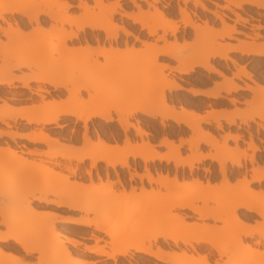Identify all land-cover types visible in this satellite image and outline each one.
I'll return each instance as SVG.
<instances>
[{
	"label": "bare ground",
	"instance_id": "1",
	"mask_svg": "<svg viewBox=\"0 0 264 264\" xmlns=\"http://www.w3.org/2000/svg\"><path fill=\"white\" fill-rule=\"evenodd\" d=\"M20 0H0V21L5 22L4 17L6 15H18L26 19L29 23L33 22L36 28L39 29V17L45 16L51 21L58 20L61 24H66L69 27L74 28V32H68L66 30H59L50 32L44 35L37 34H22L19 24L16 20H13L14 28L11 25H7V29H1L2 36L8 38L11 42L10 45H4L0 41V86L11 88L13 84H20V87L29 89L28 83L34 82L38 84H45L49 86L52 92H65V98L41 101L37 105H31L27 107H20L18 109L12 108L4 100H1L0 104V123L4 124L8 128V131L0 130V139L6 137L10 141L24 140L30 144L44 145L48 147L45 151L32 152L29 154L40 156L43 160L38 162H27L22 158V150H16L15 145L4 142L0 144V156H4L0 160V175L9 174L19 180H25L26 187L21 194L15 198V203L22 205V209H14L23 215H30L34 213L35 209L46 208L66 210L71 213H81L87 216L94 213L98 209H103L106 206H113L116 209H121V201L126 200H140V206L137 209H155V211H149L146 215V219H142L143 223H153L160 225H169L165 227H158L152 231L150 240L146 243L143 241L122 243L117 237H113L111 232L106 228L104 222L99 220H90L87 218H69L66 220H57L56 223L65 225L67 227H77L81 229L91 228L93 231L91 237L94 241L93 246H88L82 242L68 237L62 232H55L53 224L51 223L52 215H46V224L42 227V232L45 237L54 236L55 238H61L55 243L54 248L50 253V257L41 264H95L104 261H111L112 264H117L118 258L130 257L132 253L140 255L143 260V264H248V257H236L228 249L221 248L208 238H202L206 235L196 233L192 235L190 239L185 238L184 232H188V228L174 229V225L180 224L184 221V218L195 216L198 220H211L212 222L224 223V229L219 233L222 236H226L234 239L236 247L243 246V238L251 239L257 237L264 242V190L260 188V185L264 184V167L255 164L254 155L259 151V148L254 145L249 138L248 150L251 151L249 156H246L244 151H241L236 143L240 141L238 135L222 136V145L217 146V140L214 136L207 132L200 130V125L213 124L214 128L221 130L222 121L228 126H247L249 123H253L264 132V126L256 122L257 119L264 122V88L258 83L251 80L249 73H246L244 69L236 64L233 58L229 57V54H239L248 57H263L264 56V44H256L253 41L239 42L235 46H229L228 44L214 43L213 39H232V37L238 33L234 26L227 25L222 15H218L215 12H210L204 5L195 0H183L184 3L193 1L194 5H198L201 10L209 12L213 17L221 24L219 32H214L204 22L203 29L205 32H201L199 36L200 40L207 36L210 39L209 50L207 52L200 51L201 53H195L191 55H184L180 52H173L169 48L170 46L165 43V34L170 33L172 36L177 31V26H168L164 21L158 23L155 26H151L148 23L142 21L143 18H139L132 13H126L120 6L121 0H115L112 4H104V0H91L95 5L100 7L103 11L107 10V17L102 21H92L86 17L68 18L65 14L57 16V13L50 11V5H46L48 0H31L27 3L21 4ZM58 3L60 0H53ZM63 2L58 5L59 9L65 11L71 8V3L68 0H62ZM136 1L145 0H130V3L136 6ZM228 4L233 5L235 8L240 9L242 5H252L256 8H264V2L254 0H223ZM154 3L158 0H153ZM151 7H153L151 5ZM78 9H87V4L84 1H78ZM224 10H229L228 6L223 7ZM181 21L183 26L192 29L197 32L198 26L195 25L185 13L181 10ZM114 15H118L120 18L129 20L131 25L138 26L140 31H144L148 38L156 36V30L162 31V35L156 37L154 42L145 44L139 39L138 35L129 32L126 27V23L120 22V25L113 23L112 18ZM236 20L234 24L239 22L245 23L236 14ZM7 23V22H6ZM85 30L99 31L103 33L104 39L107 43L108 49H105L103 42L95 37L90 42L86 37L79 38L77 33H82ZM117 31H121L125 38H131L133 42L139 43L138 49H133L132 46L127 47L124 44V49L118 48L119 35ZM200 31V30H199ZM209 33L211 37L209 38ZM203 34H205L203 36ZM203 36V37H202ZM213 36V37H212ZM29 38V39H28ZM31 38V39H30ZM34 38V39H33ZM202 38V39H201ZM206 38V37H205ZM26 40L24 44H20L18 41ZM206 40V39H203ZM54 41V42H52ZM161 41L162 45H157ZM69 44H77L76 47H69ZM95 44V47L91 45ZM208 48V47H207ZM140 52L144 53L140 56L142 64L146 67H153L158 57H165L173 60L176 65L173 68H168L170 71L175 72L178 75L186 76L194 72L195 68H199L202 71L218 75L224 79L222 85L216 86L211 92H201L193 89L183 88L177 81H165L161 83L157 88V100L161 102V108L158 110H143L136 109L129 113H121L115 106H106L103 102L106 97L117 96V90L111 87L112 94L106 96V91H103L102 84L98 83L93 86L89 83V76L86 77L78 72L75 75V71L85 62L88 55H94L101 59H108L111 57H118L119 55L127 52ZM53 54H57L58 65L57 68L60 73L56 77L47 75L46 72L39 74H22L20 76H14L12 71L17 72L22 69L29 70L34 67L36 63L43 57L45 60L51 59ZM209 59H217L224 63L228 62L233 67H236V72L232 75L234 79H240L241 76L246 77L252 81V86L246 85L244 88L232 83V80H227L223 75L216 71V69L208 62ZM120 61V60H119ZM118 63V62H117ZM166 67V66H165ZM102 69L103 67H98ZM234 76V77H233ZM230 78V79H232ZM226 79V80H225ZM119 81V77L112 79L109 85H115V82ZM118 90L128 91L126 82L121 81L116 85ZM89 89H92L94 94H89ZM185 91L191 96L203 95L211 99H225L229 103L234 104V99H227L221 95L235 93L237 91H248L254 94V97L248 102V105L256 106L248 112L235 109L232 112H224L218 114L216 111L211 110L206 112L205 115L200 116L191 111H188L183 106H178V110L173 105L165 104V93L175 91ZM116 91V92H115ZM40 93H47V90L42 88H36L35 96L41 97ZM86 95L88 99L82 101L81 97ZM119 95V94H118ZM105 98V99H104ZM51 109L49 113L35 114L26 113V110H40ZM109 109L117 113L114 121L117 123L119 129L124 134L123 145L119 146L106 144L98 134L96 135V141H92L87 134V123L91 120H100L103 123H109L112 121V117L109 114ZM136 113L155 119L159 118L158 124L160 127H164L165 121H170L175 125H181L186 128L192 136L188 141L179 139L177 144L174 141L163 137L157 145L150 144L148 141H141V143H132L126 136V132L131 129L139 138L147 137V133L144 132L138 125V121L135 124L128 123V119L133 117ZM246 113V114H244ZM66 118L73 119L70 123H81L82 128V142L80 146L65 145L59 142L53 135L55 130L60 132L67 126L64 122ZM23 122L24 126H28L30 132L23 134L10 131L11 126L5 121ZM238 121V123H236ZM32 126H34L32 128ZM72 133V130H71ZM230 140L234 143V147H230V150L225 145ZM186 142L188 144L189 156L182 158L180 156V147ZM202 143L211 148L213 154H203L198 150V144ZM17 148V147H16ZM156 148L165 149V153H160ZM227 150L232 152V156L229 160L225 161L224 156ZM11 159H15L17 162L9 164ZM61 159L63 162L57 161ZM133 161L139 160L143 164V173H137L134 168L130 167L127 160ZM241 159L247 161L250 165L249 174L247 176L246 171L243 172L237 184L234 187L228 186L226 163L234 169H241ZM75 161L77 164L83 161L89 162V169L82 168L83 175L86 176L88 185L81 182V177L78 176L80 168L75 165L74 167L65 166V163L70 164L71 161ZM207 160L215 163L217 171L221 179L218 186L211 183L209 180L201 181L200 179L193 178L190 182H182L178 180L176 175L169 176L167 173L160 171H154L152 173L147 164H172L174 170L187 169L191 174L195 169V165ZM243 161V162H244ZM18 162L22 166H18ZM101 163L105 168L115 171L116 168L126 170L128 172V181L137 180L140 184L139 195H134V187H130V193L126 194L120 180L116 176V183L121 187L119 193H115L111 190L113 183H108V192L103 193L95 197L94 199L85 200L83 198V192L85 189L92 188V175L90 170L95 169L96 164ZM255 165V167H254ZM57 170V171H55ZM203 172H208L204 169ZM66 173V174H64ZM51 177L57 181L67 184L75 193H60L53 194L48 198L50 190L48 187L33 192L35 186L39 182V177ZM69 177H73L76 180L69 183ZM96 179L100 182V177L95 173ZM148 186L154 185L157 188L166 190L165 192H153L144 191L142 182ZM101 186V184L99 183ZM252 185H257L259 188L256 191L251 188ZM87 186V188H85ZM208 202H214L215 208H208ZM197 203H202V206H197ZM11 209H5L0 207V218L4 219ZM186 210L189 213H182ZM241 211V214L238 213ZM116 214L113 212L110 216ZM255 215L257 218H252ZM134 214H128L124 217V223H128L132 220ZM253 221L255 227L252 228L246 221ZM4 225L7 229H11L14 225L12 221L6 220ZM193 228L202 232V229L208 228L205 226L192 225ZM169 227V228H168ZM211 229V228H209ZM208 233V231H206ZM96 233H99L97 236ZM101 235L109 237V251L104 250V246L98 245L99 241H102ZM212 236V234H207ZM85 238H81L83 240ZM105 243V241H102ZM169 242L172 245L168 244ZM179 244L183 245V248L179 247ZM260 244V241H256L255 245ZM195 245H202L204 250H211L215 253L218 259L210 261L207 256L196 259L192 253H197ZM82 246V252L94 255L101 258L100 260L93 262H85L76 258L75 252ZM152 246L154 249H152ZM189 251H188V249ZM244 248L248 255V245L244 244ZM177 250V251H175ZM23 253L26 257H30L32 254H36L40 258L41 256L48 254V246L34 247L27 242L21 240L17 234H0V255L6 252ZM8 255H12L8 253ZM18 261V260H17ZM20 262V261H19ZM256 264H264V254H261V261Z\"/></svg>",
	"mask_w": 264,
	"mask_h": 264
},
{
	"label": "rangeland",
	"instance_id": "2",
	"mask_svg": "<svg viewBox=\"0 0 264 264\" xmlns=\"http://www.w3.org/2000/svg\"><path fill=\"white\" fill-rule=\"evenodd\" d=\"M4 1H8V0H4ZM28 1L31 0H20L19 3L24 4L27 3ZM86 2L87 4V9H79V13L78 15L74 14L71 12V10H63V9H59V6L63 1L60 0V2L56 3L53 0H48L46 2V5H50V11L57 13V16L60 17V15L65 14L68 18H78V17H86L89 20L92 21H102L107 17V10L103 11L100 7H98L97 5L94 4V2L91 4L89 2H87L86 0H81ZM153 1V0H152ZM219 1L222 0H217L215 1V3H210L211 6H214V8L216 10H214L213 12H215L216 14H219V12L217 10L222 9L221 5L218 3ZM257 1V0H255ZM258 1H262V0H258ZM138 2V1H136ZM120 6L122 8V10L124 12L127 13L126 10L123 9V6L121 5V1L119 2ZM144 4H146V6L148 8L151 7V4L149 2H147V0H145L144 2H142ZM154 3V2H153ZM112 4V3H110ZM109 4V5H110ZM108 5V4H107ZM231 5V4H230ZM136 6L139 7V9H137L136 7H134L137 11L136 15L139 18H143L142 21L144 23H148L151 26H155L158 23H162V22H166L168 26H176L175 23H171L168 22L164 16L158 12V10L153 6L151 8H153L154 12L150 13L149 10L144 11L142 5L137 4ZM233 6V5H231ZM207 9H209L208 7H206ZM133 14V13H132ZM234 16H236V13L233 12ZM8 15H6L4 17V19L6 20L5 22L0 21V28L6 30L8 27L6 24L9 23V25H12V21H8L7 19ZM190 17V16H188ZM118 18V20H116ZM236 18V17H235ZM242 18V17H241ZM195 25L198 26V29L201 28L204 24V22L207 24V27L211 28L212 30H215L214 32H219L220 28L217 27V23L215 21H211L209 20V18H205L202 21H193L191 18H189ZM246 20V19H245ZM113 23L118 24V26L120 25V17L119 16H113L112 18ZM7 22V23H6ZM53 22V26L50 28L49 31H46L44 28L40 27L39 29L35 28L33 33L31 35H37V34H47L50 32H54V31H59V30H67L68 32H72V30H74L73 27H69L66 24H61L58 20L56 21H52ZM179 23H182V21L180 20ZM248 21L246 20L247 24ZM126 27L128 28L127 30L129 32L132 33V31H130V27L128 25H126ZM12 28V27H11ZM234 28L236 29V27L234 26ZM260 28V27H258ZM13 29V28H12ZM203 29V27H202ZM200 30V31H199ZM197 30V32L195 33V38L192 40V42L190 43H186L185 40H188L187 37H183V38H179V37H173V38H166L165 37V43L168 44L170 47L166 48V49H170L173 52H180L184 55H191V54H195V53H201L200 51L207 52L209 50V46L210 45V39L207 38V36L205 34H203V36L205 35V37H203V39L206 40H200L199 36L202 35L203 31L201 29ZM238 31L237 34H235L232 39H219L218 36H214L217 37L215 39H213L214 43H220V45L222 44H228L225 41H236L237 43L241 42L240 39H238L237 37H244L246 38L248 41H250L249 39H251L250 37H253L251 39V41H253L254 43H259V41L263 40L264 41V37L262 35H260L258 32L253 33V35H249L246 34L244 32L239 31L238 29H236ZM159 31V29L156 30V34ZM202 32V33H201ZM118 35H119V39H118V48L120 49L121 46L124 47V44L126 43L127 47L132 46L133 49H138L139 46H141L139 43H135L133 42V40L131 38H120V35L123 36V33L121 31H117ZM144 32H140V33H134L136 35H138L139 39L142 40L145 44H149L151 42H154L155 38H148V37H144L142 34ZM3 34V32L0 30V41L2 44L4 45H10L12 41H10L8 38L5 37H1V35ZM23 34V33H22ZM209 38L211 37L210 33H209ZM213 37V36H212ZM79 38H81V36H79ZM95 38V37H94ZM93 38V39H94ZM97 38L100 40V42H103L105 46H107V43L105 41V39L103 37H98ZM249 38V39H248ZM29 39V38H28ZM31 39V38H30ZM34 39V38H33ZM25 39L18 41L20 44H24L25 43ZM180 41H182V43L180 44ZM54 42V41H52ZM157 43V45H162L161 41L155 42ZM77 44H69V47H76ZM92 47H95V44L91 45ZM208 47V48H207ZM106 49V48H105ZM124 49V48H123ZM208 49V50H205ZM143 51L140 52H127V53H123L121 55H119L118 57H111L108 58L106 60L101 59L99 57H96L94 55H88L87 59L85 62H82V65L79 66V68L77 69V71H75V75H78L80 72L81 75H84L86 77L89 76V83L93 86L97 85L98 83L102 84L103 87V91H106V96L109 94L113 93V90H110L111 87L115 90H117V96L114 97V95L111 97H106V99L104 100V104L106 106H115L117 107V110L121 113H129L131 111H134L136 109H143V110H158L161 108V102L157 100V88L158 86L163 83V79L165 81H172L175 80L178 82V80L176 79V77L174 76L173 71H170L168 68H173L176 63L168 58L165 57H158L153 65V67L149 68L146 67L147 65L142 64L140 61V56L143 54ZM203 55V54H202ZM229 57L233 58V60H235L236 64H238V66L244 69V71L246 73H249L251 80H254L256 83H258L259 85L264 84V57H248V59H242L237 57L234 54H229ZM58 58L59 56L57 54H53L51 56V59L45 60V58L43 57L41 60H39L36 65L32 68H30L29 70L27 69H22L20 71L14 72L12 71L11 74L14 76H20L22 74H26L23 72H28L29 73H33V74H39V73H43L45 71H47L49 69V71L46 72L47 75H50L52 77H56L59 75L60 70L57 68L58 65ZM120 60V61H119ZM102 61V62H101ZM118 62V63H117ZM215 69L216 71H219L224 78H226L227 80H232V83L239 86L241 88L240 85H238L237 83H241L242 79H246V77L241 76L240 79H233L231 74V71L229 69V67L227 65L222 66L221 64L215 62H212V59H209L208 61ZM231 65V64H230ZM103 67L102 69H99L98 67ZM166 66V67H165ZM232 66V65H231ZM168 67V68H167ZM233 67V66H232ZM234 68V67H233ZM236 72V71H235ZM230 76V77H228ZM115 77H119V81L115 82V85H109L112 81L113 78ZM186 79L189 80H205V81H210V80H214L216 81L217 78H221L218 75H213L211 78L207 77L204 73V71L202 70H198L195 71L191 74H189V76H183ZM234 77V76H233ZM232 78V79H230ZM223 80L222 84L225 83L224 79L221 78ZM225 79V80H226ZM248 80V79H246ZM124 81L126 82L127 86H128V91H124V90H118L116 85L121 82ZM249 83L252 84V81L248 80ZM246 86V84H244V87ZM28 90L25 88H20V84H13L11 88H6V87H2L0 86V99L4 100L8 105H10L12 108L18 109L22 106L27 107V106H31V105H37L39 104L38 102L35 101L34 97L35 95L33 93H35L36 88H44L47 90V93H40V95L46 94L49 95V97L52 100H58V99H63L65 98V92H62V94H60L59 92H50L51 88L45 84H38V83H34V82H29L28 83ZM263 88V87H262ZM116 92V91H115ZM237 92L235 93H230V94H224L225 97L227 99H234L235 103L231 105V103H229L228 101H226L225 99H220L219 102L217 103H206L203 101H195V100H189L181 95L178 94H173L170 96H166L165 97V104L166 105H173L174 108L176 109L178 106H189V105H194L196 108H202V107H206L207 109H209V111L211 110H215L219 109V108H223L224 110L221 111L222 112H232V111H228L226 110L227 108H229L230 106H232L235 109L236 105H241L240 102H242L245 106L246 109L245 110H240L243 112H248V110H252L254 109V107H256L255 105H248V102L251 100L252 97H254V94L248 92L251 94V98L250 99H246V97L240 98L238 97V95H236ZM89 94L93 95L94 92L92 89H89ZM114 94V93H113ZM119 94V95H118ZM223 94V93H221ZM39 97V96H38ZM6 98H12V99H26L27 100H23V101H19V102H15L13 100H7ZM88 99V97L84 94L81 97V100L84 101ZM43 101V100H42ZM45 102V101H44ZM1 104V101H0ZM51 112V109H40V110H26V113H35V114H42V113H49ZM219 113V112H218ZM244 113V114H246ZM109 114L112 117V121L109 123H103L100 120H91L90 122L87 123V134L90 137V139L92 141H96V135L98 134L99 137L108 145H114V143L118 144L119 146L123 145V140H124V134L121 132V130L119 129L117 123L114 121V119L117 116V113L111 109H109ZM137 114V113H136ZM136 114L128 119V123L130 124H135V121H138V125L139 127L146 132L148 135L147 137H142L139 138L131 129H129L126 132V136L128 137V139L132 142V143H141V141H148L150 144H158L157 140L158 139H162L164 136L173 140L174 144H177L178 142L175 143L176 139H181L184 141H188L190 139V137L192 136V134L183 126L181 125H175L170 121H165L164 122V127H160L158 124L159 118H155V119H151L145 116H136ZM256 122L258 121L259 124L264 126V122H261L257 119H254ZM73 119L71 118H66L65 119V123L67 124V126L63 129L62 132H60L59 130H55V134L53 135L54 138H57L59 140L60 143L65 144V145H75V146H80L81 142H82V128H81V123L80 122H76V123H70L72 122ZM6 123H8L11 128L10 131L12 132H17V133H23L26 134L28 132H30L31 127L29 128L28 126H23V122L21 121H16V122H12V121H5ZM221 123V130L220 129H215L213 128L212 125H200V130L202 132H207L209 134H211L212 136L215 137V139L217 140V146L222 145L223 143H221L223 140L221 139L222 136L224 137L226 134L227 135H238L240 138V141H238L236 143V146H238V148L241 151H244L246 156H249L251 154V151L248 150V143H250V140H248V131L251 132V134L249 135V138H251V141L254 143V145H256L259 149H260V143L258 144L256 141H254L253 139V135L257 136L258 138H260L261 141H263L262 135L260 134V128L258 127V125L256 126L253 123H249L248 126L246 127V133L245 131L241 130L240 128L237 129L236 127H228V129L224 127V123L222 121H220ZM228 126V125H227ZM34 126H32L33 128ZM253 128H255V132L253 133ZM0 130H4V131H8V128L5 127L4 124L0 123ZM72 130V133H71ZM225 131V133H224ZM189 132V135H188ZM234 134V135H233ZM247 140V141H246ZM4 142H7L9 144H11L12 146H14V144H17L19 146V148L15 147L16 150H22L23 152H25L24 154H22V158L25 159L27 162H38V160H43L42 157L40 156H35V155H31L28 153V151H32V152H43L45 151L48 147L44 146V145H34V144H30L24 140H15L13 143L12 141H10L9 139H7L6 137H2L0 139V144L3 145ZM227 143L225 145H227V148L230 150V147H234V143H232L230 140L226 141ZM20 145H24L25 148H22V146ZM232 147V148H233ZM157 151L162 150V148H156ZM198 150L199 152L203 153V154H213L214 151L207 147L206 145L199 143L198 144ZM227 150L226 155L224 156V160L227 161L230 158L235 156H232V152ZM256 154V153H255ZM191 155L190 151L188 150V144L186 142H184L182 144V146L180 147V156L182 158H185L187 156ZM6 155H2L0 156V160ZM232 156V157H231ZM256 156L254 155V158ZM57 161L59 162H63L61 159H57ZM131 161L133 162V160L128 159L127 162L130 165V167H133V165H131ZM241 163H245L246 164V168L247 170L250 169V166L248 165L247 161H244L243 159L240 160ZM244 161V162H243ZM17 162L15 159H11V162L9 164L15 163ZM245 164H243L242 166H244ZM65 166H71L74 167L75 165H77L80 168V172L78 173V176L81 177V182L85 185H88V181L86 179V176L83 175V171L82 168H86L89 169V162L88 161H83L82 163L77 164L75 161H71L70 164L65 163ZM18 166H22L21 163L18 162ZM101 166H104L101 163H97L95 169H91V175H92V183L93 186L92 188H87V186L83 192V198L85 200H89V199H94L95 197H97L100 194L106 193L108 192L107 189V185L108 183H113L114 185L112 186L111 190H113L115 193H119L121 191V187L116 183V176L113 174L116 173L118 179L120 180L126 194L130 193V187H134V195H139L141 194L140 192V187L141 184L135 183L134 181L131 182H126L125 179H120L121 177H123V175H125V172H123V170L120 169V171L118 170L119 168H116L115 171H109L110 169L105 168L104 170L102 169ZM195 167L197 168H202L207 169L208 172H200L199 170H197L196 172H198V174H200L197 178L200 179L202 182L205 181V179L209 180L211 183L215 184L216 186L219 185L221 178H219V176H217L218 171H217V166L215 163L209 164V161H203L199 164H196ZM147 168L151 171H160L162 173H167L169 176L172 175H176L179 181H183V182H190L191 179L196 178L194 173L192 172L190 174L189 177H185V171L184 170L181 174L180 170H174L171 171L170 166H166L164 167L163 164L159 165V164H154L153 166H150L149 164H147ZM134 170L140 174L141 170L139 169V167L136 165L134 166ZM57 171V170H55ZM238 172H242V168L238 170ZM235 170H232V167L229 165V163H226V174H227V180H228V186L229 187H234L237 184V181L240 179L241 175L243 173H238ZM97 173L100 177V182L96 179V177L94 176V174ZM247 176L249 174L248 171H246ZM66 174V173H64ZM204 175V178H201L200 176ZM39 182L37 183L38 185L34 187L33 192H37L40 191L46 187L49 188L50 190V194L48 195V198H50L51 195L53 194H62V193H75V191L73 189H71L67 184L57 181L55 179H52L51 177H39ZM76 179L73 177H69L68 181L69 183H71L72 181H75ZM124 180V181H123ZM181 181V182H182ZM99 183L101 184V186L99 185ZM142 186L144 188V191H150L152 190L153 192H165L166 190L162 189V188H157L154 185L152 186H148L145 184V181L142 182ZM26 187V182L25 180H19L16 179L15 177H12L9 174H4V175H0V207L1 208H5V209H11L8 212V215L4 218L1 219L0 218V234H17L20 236L21 240L24 242L29 243L30 245L34 246V247H40V246H48V254H45L43 256H41L40 258H38L39 256H37L36 254H32L30 257H26L23 253H16V252H6L2 255H0V264H41L39 263V261L44 262V260L48 259L50 257V253L52 251V248H54V245L56 242H58V240H60L61 238H55L54 236L51 237H45L43 232H42V227H44V225L46 224L47 220H46V215H52L53 217L51 218V223L53 224L54 230L55 232H62L64 234H66L68 237L76 239L80 242H82L85 245L88 246H93L94 245V241L91 237V233H92V229L91 228H86V229H81V228H77V227H67L65 225H61L56 223L57 220H66L69 218H87L90 220H99L100 222H104L106 228L111 232L112 236L117 237L118 240L122 243H127V242H136V241H143L144 243H146L148 240H150L152 231L158 227H165V226H169V225H160V224H153V223H143L142 219H146V215L148 214L149 211H155V209H144V208H140L137 209L138 206H140L141 201L140 200H130V201H126L123 200L121 201V209H116L113 206H106L103 209H98L96 210L94 213H91L87 216H84L81 213H71V212H67L66 210H56V209H46V208H38L34 210V213L30 214V215H23L21 213H19L18 211L14 210V209H22V205H20L19 203H15V198L21 194L23 192V190ZM251 188L253 190L256 189V191L258 190V186L257 185H252ZM260 188L262 190H264V184L262 183L260 185ZM197 206H202V203H197ZM208 208H215L216 205L214 202H208L207 204ZM116 212V214L110 216L111 213ZM182 213H189L186 210L181 211ZM134 214L133 218L131 221H129L128 223H124V217L128 214ZM238 213L241 214V211H238ZM252 218H257L255 215H252ZM6 220L8 221H12L14 223L13 227L9 230L7 229V227L4 225V222H6ZM248 223V225L252 228H258L259 227H255L253 224V221H246ZM192 225H196V226H206L208 228L207 229H202L201 231H196L195 228H193ZM169 228V227H168ZM172 228L174 229H180V228H188V232H184V236L187 239H190L192 237V235L196 234V233H201L203 235H206L202 238L205 239H209L210 241H212L213 243H215L217 246L224 248V249H228L232 254H235L236 257H248V264H256L259 263L261 261V254H264V242L261 241L259 238L257 237H252L251 239H245L243 238V246L240 247H236L233 238H229L226 236H221L220 235V231L224 229V223L222 222H212L211 220H198L195 218V216L191 215V217L188 218H184V221L180 224L174 225V227H171L170 230H172ZM211 228V229H209ZM208 231V233L206 232ZM207 234H212V236H207ZM96 235L98 236L99 233H96ZM85 238L83 240H81V238ZM102 241L98 242V245L104 246V250L105 251H109L108 247H109V243H110V238L107 236H100ZM256 241H260V244L255 245ZM147 244V243H146ZM168 244L172 245L171 242H169ZM244 244L248 245V255H246L247 251L244 248ZM197 248V253H192L193 257L196 259L202 258L203 256H207L210 261H213L215 259H218L217 256L215 255V253L211 250H204L202 245H195ZM180 248H183L182 244H179ZM82 250V246L79 247V250H77L75 252V257L83 260L85 262H93L95 263L96 261L100 260L101 258L99 257H95L94 255H89L88 253H83ZM152 249L153 246H152ZM188 249V248H187ZM177 251V250H175ZM189 251V249H188ZM178 252V251H177ZM190 252V251H189ZM8 253H11L12 255H8ZM139 257H141L140 255H137L135 253H132L130 255V257H125V258H118L117 259V264H143V260H141ZM18 260V261H17ZM20 261V262H19ZM95 264H100V263H95ZM101 264H112L111 261H104L101 262Z\"/></svg>",
	"mask_w": 264,
	"mask_h": 264
},
{
	"label": "crops",
	"instance_id": "3",
	"mask_svg": "<svg viewBox=\"0 0 264 264\" xmlns=\"http://www.w3.org/2000/svg\"><path fill=\"white\" fill-rule=\"evenodd\" d=\"M127 1H130V0H121V3H124V2H127ZM195 1H198L199 3L204 5L205 7H208L209 8L208 10L210 12H213L214 10H216L214 8V6H211L210 3H215V1H217V0H195ZM114 2H115V0H104L103 1L104 4L105 3L106 4H110V3H114ZM147 2H149L151 5H153L158 10V12H160L164 16V18L168 22L175 23L176 26L178 27L177 31L175 32V34L173 36L170 33H166L165 36H164L166 38H173V37L183 38V37H187L188 40H185L186 43L192 42V40L195 38V33H194V31L192 29L183 26L182 23H179L180 20H181V14H180L181 10H184L185 13L188 16H190L189 18H191L193 21H202V20H204L207 17V18H209V20L215 21L217 23V27L218 28H221L220 22L218 20H216L213 17V15H211L209 12L201 10L198 5H194L193 1H188V2L184 3L183 0H158V2L153 3L152 0H147ZM262 2H264V0H262ZM136 3L142 5L144 11L149 10L150 13L154 12L153 8H151V7L148 8L146 6V4L142 3V1H138ZM218 3L222 7V9L217 10L219 12L218 15H222L223 16V20H224V22L227 25L235 26L236 29H238L239 31L244 32L246 34H249L251 36L253 35V33L258 32L260 35H262L264 37V8H256L255 6H252V5H242L240 9H237L234 6H231L230 4H228L227 2H225L223 0L219 1ZM224 6H228L230 11L229 10H224L223 9ZM126 11H127V13H133V14L137 13L136 9L132 8V7L127 9ZM233 12H235L240 17L241 20H244V21L247 20L248 23L244 24V23L239 22L238 24H234V21L236 20V18L234 16ZM121 20L130 27V31H132V33H140L141 32L139 30L138 26L131 25V22L129 20H126V19H123V18H121ZM258 27H260V28H258ZM49 28H50V26L49 27L47 26L44 29L46 31H48ZM91 32L93 34L97 33L98 36H102V37L104 36L102 33L98 32V31H91ZM142 32H144V31H142ZM142 35L144 37H147L145 32ZM161 35H162V31L159 30L157 32L156 36H154L153 38L161 36ZM120 38L123 39L124 35L123 36L120 35ZM237 38L240 39L241 42H250L253 37H250L251 39L248 38L250 41H248L244 37H237ZM225 42L229 43L230 45H233V46L238 44L236 41H227L226 40ZM181 43H182V41H180V44ZM256 44H264V41L261 40V41H259V43H256ZM105 48L108 49L107 46H105ZM123 48H124L123 46L120 47V49H123ZM234 55H236L237 57L242 58V59H248V56H242V55H239V54H234ZM215 61L217 63L221 64L222 66L227 65L229 67L230 71H231V74L235 73L236 67L233 68L230 65V63H228V62L224 63V62L219 61L217 59H212V62H215ZM194 70L198 71V70H201V69L195 68ZM23 73L27 74L28 72L25 71ZM204 73H205V75L207 77H210V78L214 75V74H209V73H206V72H204ZM174 76L176 77V79L178 80V83L183 88H186V89L190 88V89H193V90H197V91H201V92H207V93L211 92L216 86L222 85V82H223V80L221 78H217L216 81L210 80V81L207 82L205 80H197V79L189 80V79L184 78L182 75H178L176 73H174ZM186 76H189V75H186ZM228 77H230V76H228ZM246 79H242V82L241 83H237V84L240 85L241 88H244V84L252 86V84L249 83L248 80H246ZM260 86L264 88V84H261ZM51 90H50V92H52ZM250 93H248V91H237L236 95H238V97H240V98L246 97V99L248 100V99H250L252 97ZM173 94L181 95V96H183V97H185V98H187L189 100L203 101V102H206V103H210V102L217 103V102L220 101V99H211V98L205 97L203 95L191 96L189 93H187V92H185L183 90L175 91V92H172V91L171 92H166L165 93V97L166 96L168 97V96L173 95ZM221 95L223 97H225L224 94H221ZM34 99L38 103H40L42 100L43 101H51V98L49 97V95H46V94L41 95V97L35 96ZM240 103H241V105H238V106L236 105V108H238L240 110H245L246 106L242 102H240ZM183 107L186 108L188 111H191V112H193V113H195L197 115H200V116H203V115H205L206 112H209V109H207L206 107L196 108L194 105L183 106ZM177 110H178V107L176 108V111ZM223 110H224L223 108H219V109H216V112L217 113L219 112L218 114L221 115V114L224 113V112L221 113V111H223ZM226 110L233 111L234 108L232 106H230ZM136 116H143V115H141L140 113H137ZM236 123H238V121H236ZM210 125L213 126V124H210ZM223 125H224L225 129L226 128L228 129V127H235V126H227L226 124H223ZM247 126H242L241 125V126H239V128L246 132V127ZM213 128H214V126H213ZM239 128H237V129H239ZM224 133H225V131H224ZM188 135H189V132H188ZM158 142H160V139L157 140V143ZM176 142H178V139L175 140V143ZM154 145H157V144H154ZM165 152L166 151L163 148H162V150H160V153H165ZM204 161H207V160H204ZM135 162H137V160H135ZM209 164H212V162L209 161ZM243 164H245V163H243ZM168 166H170L171 168L174 169L172 164H169ZM244 166L246 167V164ZM177 170H185V169L177 168ZM134 182L138 183V181H136V180H134Z\"/></svg>",
	"mask_w": 264,
	"mask_h": 264
},
{
	"label": "flooded vegetation",
	"instance_id": "4",
	"mask_svg": "<svg viewBox=\"0 0 264 264\" xmlns=\"http://www.w3.org/2000/svg\"><path fill=\"white\" fill-rule=\"evenodd\" d=\"M78 1H81V0H68V2L71 3V5H72L69 10H71V12L74 13V14H76V15H78V13L80 12L79 9L77 8ZM86 1L89 2V3H91V2L93 3V1H91V0H86ZM121 5L123 6V9L124 10H127V9H129L131 7L134 8V6L130 3V1L121 3ZM114 16H118V15H114ZM7 19H8V21H12V22H13V20H16V22L19 24L20 29H21V31H22L23 34H32L33 31H34V29L36 28V25L33 22L29 23L26 19H24V18H22V17H20L18 15H14V16L8 15ZM116 20H118V18ZM120 21H121V18H120ZM121 22H123V21H121ZM39 26L42 27V28H46L47 26L48 27L50 26V28H51L53 26V22L51 20H49L47 17H45V16H40L39 17ZM11 27L14 28L13 23H12ZM50 28H49V30H50ZM74 31L75 30H72V32H74ZM77 34H78V37L79 36H81V38L82 37H86L90 42L93 41V38L94 37H97L98 36L97 33L93 34L90 30H87V31L85 30L84 32H82V33L79 32ZM1 37H3V36L1 35ZM100 37H102V36H100ZM103 38H104V36H103ZM20 88H22V87H20ZM6 99L9 100V101L10 100H13L15 102L27 100V98L26 99L6 98ZM0 101H1V99H0ZM23 126H24V124H23ZM254 132H255V128H253V133ZM250 134H251V132L248 131V140H249V135ZM260 134L262 135L263 141H261L260 138H258L257 136L253 135L254 141H256L258 144L261 142L259 144L260 145L259 146L260 149H259L258 152H256V154H255L256 157L254 158V160H255V164L256 165H259V166H263L264 167V132L262 130H260ZM13 143H15V142H13ZM14 145H15V147H18L19 148V146L17 144H14ZM20 146H22V148H25L24 145H20ZM154 164H158V163H154ZM154 164H149V165L150 166H153ZM131 165H133V168H134V166L137 165L139 167V169L141 170V173H143V164H142V162H140L139 160H137V162H135V161L132 162L131 161ZM163 166L166 167L167 165L163 164ZM101 167L104 170V166H101ZM254 167H255V165H254ZM118 170L120 171V168ZM185 170H186L185 171V175H186L185 177H189L190 176V173L188 172L187 169H185ZM197 170H199L200 172H203V169L202 168H197L196 167V169L193 171L195 177H198L200 175V174H198V172H196ZM234 170L236 172H238L237 169H234ZM249 170H247V168L245 166H242V172H238V173H243L244 171H249ZM110 171L112 172V170H110ZM171 171H174V169L171 168ZM180 171H181V174H182V172L184 170H180ZM123 172H125V175H123V177H121L120 179H125V181L128 182V172L126 170H123ZM152 173H154V172H152ZM94 176H95V174H94ZM113 176H114V174H113ZM217 176H219V174H217ZM200 177L201 178H204V175H203V177H202V175ZM219 178H220V176H219Z\"/></svg>",
	"mask_w": 264,
	"mask_h": 264
}]
</instances>
